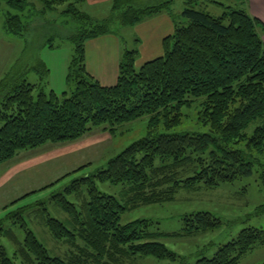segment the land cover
<instances>
[{
	"label": "trees",
	"instance_id": "trees-1",
	"mask_svg": "<svg viewBox=\"0 0 264 264\" xmlns=\"http://www.w3.org/2000/svg\"><path fill=\"white\" fill-rule=\"evenodd\" d=\"M138 1L113 0L111 16L99 21L81 10L85 0H0V9L3 4L9 8L5 29L12 35L24 36L33 14L59 9L80 26L71 37L75 53L67 77L74 86L70 98L61 101L54 91L47 92L45 83L29 84L19 72L0 82V171L22 151L75 142L100 129L112 133L116 126L147 115L152 116L151 130L161 118L170 129L181 123L182 109L193 99H204L201 119L210 134H150L112 159L105 170L74 181L66 191L80 192L87 186L90 199H85L81 213L61 198L62 208L74 220L73 231L55 219L46 224L54 239L73 247L65 258L52 256L18 213L26 238L18 242L13 258L0 240V264H123L136 256L175 261L176 254L156 241L162 234L151 232V222L121 225L122 215L142 205L170 202L183 189H217L251 176L257 165L264 168L253 155H264V23L245 9L225 7L223 0H185L183 17L189 25L173 21L174 33L163 42L164 56L137 70L138 51L126 50L117 85L104 87L86 69V42L116 35L112 26L117 22L134 27L164 13L173 2L144 8ZM204 1L227 12L215 18L198 11ZM38 67V73L48 75L43 63ZM256 121L263 125L249 137L246 131ZM242 144L244 150L236 149ZM97 181L127 186L128 205L99 192ZM185 223L188 234L222 226L211 213L189 215ZM0 237L16 241L1 224ZM261 246L264 230L246 229L214 258L197 264H239Z\"/></svg>",
	"mask_w": 264,
	"mask_h": 264
},
{
	"label": "rangeland",
	"instance_id": "rangeland-1",
	"mask_svg": "<svg viewBox=\"0 0 264 264\" xmlns=\"http://www.w3.org/2000/svg\"><path fill=\"white\" fill-rule=\"evenodd\" d=\"M166 1L169 0H139L137 6L144 8L157 6ZM222 3L234 10L245 8L239 0H223ZM185 8V0H173L164 13L178 26L187 27L189 22L183 17ZM8 9L6 4L0 9V82L8 75L19 72L25 76L29 84L45 83L47 92L54 91L61 101L70 98L74 86L68 85L67 77L75 53L71 37L79 31V24L65 16L62 13L63 9H59L44 15L33 14L27 21L28 32L24 36H16L5 29L4 14ZM197 10L215 18H220L227 12L224 7L210 1L202 2ZM138 25L125 27L117 22L112 26L113 32L122 38L124 52L138 51V55H141L139 52L145 46V41L140 37ZM262 34L264 40V33ZM146 44L149 45L147 42ZM163 56V53L153 55L151 60ZM39 63L46 66L49 71L47 76L43 77L38 73ZM203 101L204 99H193L190 106L182 109L181 123L170 129L165 127L161 118L159 126L151 130L149 126L152 116L147 115L116 126L113 132H108L106 136L92 134L74 144L62 146L59 150L42 154L35 152L36 150L20 152L14 161L27 153H38V156L32 162L33 165L17 176L16 184L8 185L7 176L0 184V196L4 198L7 195L8 204L24 198L4 211L2 208L7 200H0V224L4 230L12 231L16 237V241L9 237H0L9 257H14L19 248L18 242L23 243L26 238V233L21 228L24 223L52 256L65 258L69 255L73 247L52 237L46 226L47 220L49 218L58 220L73 231L74 220L62 208L61 198L64 197L69 203L76 205L78 211L82 213L84 201L85 199L88 201L90 196L87 186H83L80 192L68 193L66 189L76 180L94 176L105 170L112 159L150 134L154 137L210 134V126L201 119ZM262 125L260 121L252 123L246 134L252 137L256 128ZM2 126L3 124H0V128ZM96 131L104 132L102 129ZM236 149L244 150L245 146L242 144ZM253 155L264 165V155L256 153ZM61 178L64 179L57 182ZM13 187L17 192L10 191ZM96 187L99 192L115 197L122 205H128L131 195L127 186L97 181ZM261 207H264V168L257 165L251 176L217 189L196 191L183 189L170 202L130 209L122 215L120 224L126 225L141 220L151 222V232L162 234L156 241L175 253L177 259L160 261L136 256L127 259L123 264H197L202 259H212L222 246L235 240L242 231L250 228L264 230V211L260 209ZM18 213L24 223L15 216ZM196 213H211L222 221V226L213 231L188 234L185 232L187 226L185 219ZM239 264H264V246L245 255Z\"/></svg>",
	"mask_w": 264,
	"mask_h": 264
},
{
	"label": "crops",
	"instance_id": "crops-1",
	"mask_svg": "<svg viewBox=\"0 0 264 264\" xmlns=\"http://www.w3.org/2000/svg\"><path fill=\"white\" fill-rule=\"evenodd\" d=\"M239 2L244 4V9L252 17L257 18L264 23V0H239ZM112 3L113 0H85L81 6V10L91 18L102 21L111 16ZM138 26L140 28V37L145 41V46L139 52L141 55L139 54L136 60V68H141L146 63L153 61L151 60L153 55L157 56L162 53L164 54L163 42L165 39L173 35L175 26L172 19L165 13L147 18ZM121 40L122 38L118 35L109 34L96 39H90L86 42V69L88 73L104 87L112 88L118 83L120 62L124 54ZM146 42L149 45H147ZM92 134L106 136L108 135V132L96 131L87 136L89 137ZM70 144H74V142L43 146L39 149H35V152H41L42 154L52 150H59L62 146ZM37 154H23L15 161L14 159L16 157L4 164L0 171V184L6 176L8 185L16 184L15 180L17 176L24 170L28 169L30 165H33L32 162L38 156ZM63 179L64 178H61L57 182L62 181ZM10 191L13 193L17 192L15 187ZM3 199L7 200V195L4 198L0 196V200ZM22 199L24 198H21L12 204H8V200L5 201L6 204L3 206L2 210L4 211L8 209Z\"/></svg>",
	"mask_w": 264,
	"mask_h": 264
}]
</instances>
